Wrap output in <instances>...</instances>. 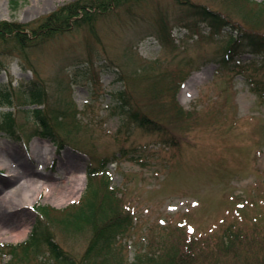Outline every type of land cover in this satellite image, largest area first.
Listing matches in <instances>:
<instances>
[{
    "label": "rangeland",
    "instance_id": "374dc122",
    "mask_svg": "<svg viewBox=\"0 0 264 264\" xmlns=\"http://www.w3.org/2000/svg\"><path fill=\"white\" fill-rule=\"evenodd\" d=\"M91 1L0 0V23L28 34L56 13L63 16L55 22H66L63 8L70 4ZM259 3L264 0H119L88 14L77 8L71 26L30 38L25 50L17 40L0 39V90L13 95L11 105L0 104V120L10 112L15 121L13 134L0 132V154L9 146L21 155L20 161L0 156V179L8 173L5 163L42 172L51 182L68 171L91 175L60 206L41 195L23 208L28 233L14 239L7 228L0 244L21 243L37 226L48 228L50 238L18 261L1 247L0 264H51L49 244L67 258L89 255V262L75 264H146L154 254L172 264H181L179 254L197 264H236L218 244L230 225L250 233H241L235 250L264 256V54L242 47L234 62L252 68L221 63L230 34L264 31V15L254 18ZM206 9L226 27L212 30L196 15ZM46 149L51 158L44 161ZM93 190L103 204L99 230L91 223L79 230L52 224L45 215L84 206L85 199L77 200ZM108 220L121 229L110 251L96 254Z\"/></svg>",
    "mask_w": 264,
    "mask_h": 264
},
{
    "label": "trees",
    "instance_id": "16d2710c",
    "mask_svg": "<svg viewBox=\"0 0 264 264\" xmlns=\"http://www.w3.org/2000/svg\"><path fill=\"white\" fill-rule=\"evenodd\" d=\"M116 1L119 0H99V1H91L88 4H82V5H73L74 3L70 4L68 7L63 8L64 10L68 11L65 15H68L66 22L61 21L59 23L55 22L56 18H60L63 16L61 13H56L54 15H50V17L45 21L44 24H41L39 27L40 29H33L30 31L31 33L28 32V34L23 30L20 29L18 24H12V23H0V39L2 38L3 40L7 39H12V40H17L16 43L18 46L23 44V46H20L21 49L25 50V42L30 41V38H36L38 35L42 34L44 31H55L58 32L62 29L64 25L71 26L72 22H68L69 19L76 18L78 17V12L77 8H80L83 10L82 13L88 14L91 12L92 9L96 10H105L108 9L110 5L115 3ZM90 4V5H89ZM216 13V12H215ZM211 11H208L206 9L205 11H200L196 15L200 18H202L203 21H206L209 23V26L211 27L212 30H220L224 29L226 27L225 25L227 24V21H224V18H222L219 14H215ZM264 15V4L259 3V7L255 9L254 11V18L260 22L262 20V16ZM76 23L77 21H73ZM62 24V25H61ZM241 29V27H239ZM54 32V33H55ZM45 33V32H44ZM231 35L230 43L228 46L225 48V53L224 57L222 59V66L224 68L229 64V62H234L235 58L238 56L239 49L242 47H247L250 51V53L254 55H262L264 54V31H251V30H243L240 35ZM161 38L164 39V36ZM25 47V48H24ZM256 61V60H255ZM254 61V62H255ZM235 63V62H234ZM237 63V62H236ZM234 66H230V70L237 69L239 70V67L241 66L240 69H246L247 68H252L254 66V63L251 64H236ZM238 65V66H237ZM262 67H264V64H262ZM181 86V81H177V86L176 84L173 87V96L175 97L174 91L179 90ZM1 94L0 96L5 98V101L1 102L0 104H12V99L13 95L10 91L4 92V90H0ZM38 96H35L33 93H31L30 97L28 99L33 101H36L34 98L39 97L40 94L39 92H36ZM3 94V95H2ZM33 94V95H32ZM125 93H122V91H119L116 95H118V99L120 101V111L125 112L126 109L128 108V104L126 102V99L122 100V95ZM113 98V96H112ZM117 99V100H118ZM27 102V101H26ZM40 102H43L40 100ZM35 111V110H34ZM39 111H37V114ZM138 115V114H134ZM138 118V116H137ZM3 120V121H2ZM0 120V132L3 130H11L10 133L13 134V123H15L13 116L10 112H7L4 114V118ZM144 120V119H142ZM145 123V122H143ZM8 124V126H5ZM93 174V171H91ZM89 175V180H90ZM90 197H83L81 200L86 201L84 206H81L79 208H74L73 210H70L66 212L65 215L62 217L60 216H55L52 217L53 220L51 221L53 224H62L68 228L73 227L75 230H79L83 226L87 224H93L98 230L101 228L102 225L99 224V220H97V214H100V218L102 219L104 217V212L101 211L102 205V199L98 196V192L96 190H93L90 192ZM80 200V201H81ZM72 208V207H71ZM104 209V208H103ZM75 210V211H74ZM105 210V209H104ZM65 211V210H64ZM85 211L87 214V218L85 220V217L83 212ZM89 212L91 213V216H89ZM77 213H81L79 215L80 217H75L78 221H74V216H76ZM124 220H126L127 224H132L131 220L129 219L128 216L124 217ZM124 224L122 223V228H125L123 226ZM121 229L120 224H114V222L108 220V226H103L101 229V235L103 236L104 233L108 234L106 238H104V244L98 247L95 251L96 254H99L103 250H108L110 251L109 248L111 247L110 244L112 240L115 238V235H117V232H119ZM49 230L48 228L43 229L41 226H37L34 234L31 235V238H29L26 242L21 243L19 245H12V244H7V245H0L1 247H6L9 251V254L12 255V261H18L21 259L22 256L28 257L31 252H37L36 251V245L41 243L42 241H48L49 239ZM248 237L250 235L249 232H242V231H237L234 229L233 225H230L226 228L224 235H222V239L219 241L218 244H220V247L223 249V255H227L228 253H232V257L237 259L236 264H264V256H261L260 254L256 253L253 251V249H248L247 251H237L235 250V246L237 245V242L239 240H242L244 237ZM257 234V232H255ZM252 238L251 240L257 242V239L255 237H249ZM254 243V242H251ZM50 245V252L53 255L52 258V263L51 264H75V263H86L89 262V255H86L88 257L87 261H84L83 258H81L79 261L70 257L67 258V255L65 253H60L59 250L57 249L58 246L56 244H49ZM0 254H3V251L0 250ZM155 256H148L145 259L146 264H148V260L150 261L151 264H172V261L170 257H164L162 254H154ZM250 255H253V257H249ZM33 257V256H32ZM178 258H183V260H179L181 264H197L195 262H192L190 257L183 256L182 254L178 255ZM42 262V260H40ZM40 262V263H41ZM51 262V261H47Z\"/></svg>",
    "mask_w": 264,
    "mask_h": 264
},
{
    "label": "bare ground",
    "instance_id": "6f19581e",
    "mask_svg": "<svg viewBox=\"0 0 264 264\" xmlns=\"http://www.w3.org/2000/svg\"><path fill=\"white\" fill-rule=\"evenodd\" d=\"M6 148V151L0 154L3 159L8 156L11 159L16 158L20 161L21 155L19 152L16 153L9 146ZM46 150L47 152L42 156L44 161L51 158L50 150ZM5 168L8 173L5 178L0 179V217L7 218L8 223L0 220V236L7 233V228L14 229L15 233L12 235L14 239L26 236L30 225L22 222V219L25 218L22 210L32 206L41 194L45 195V198L51 200L56 206H60L65 201L78 196L84 187L83 179L86 170L78 172V175H75L74 171L61 173V177H55L51 182L42 172L19 171L14 163H5ZM9 210L14 213L8 214Z\"/></svg>",
    "mask_w": 264,
    "mask_h": 264
}]
</instances>
